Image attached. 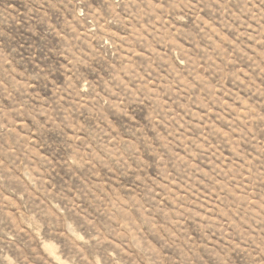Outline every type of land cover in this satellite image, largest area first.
Wrapping results in <instances>:
<instances>
[{
    "label": "rangeland",
    "instance_id": "rangeland-1",
    "mask_svg": "<svg viewBox=\"0 0 264 264\" xmlns=\"http://www.w3.org/2000/svg\"><path fill=\"white\" fill-rule=\"evenodd\" d=\"M0 264H264V0H0Z\"/></svg>",
    "mask_w": 264,
    "mask_h": 264
}]
</instances>
